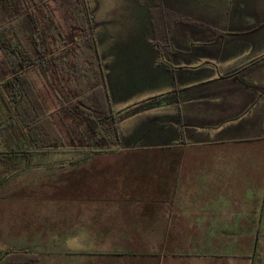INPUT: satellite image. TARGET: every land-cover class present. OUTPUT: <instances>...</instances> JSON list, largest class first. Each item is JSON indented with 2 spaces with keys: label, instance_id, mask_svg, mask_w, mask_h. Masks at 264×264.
<instances>
[{
  "label": "crops",
  "instance_id": "crops-1",
  "mask_svg": "<svg viewBox=\"0 0 264 264\" xmlns=\"http://www.w3.org/2000/svg\"><path fill=\"white\" fill-rule=\"evenodd\" d=\"M209 23V33L223 30ZM197 35L159 51L151 41L147 56L118 47L107 76L113 103L122 102L114 110L129 112L121 145L79 162L52 156L66 158L65 182L48 197L67 214L48 230L90 245L69 256L230 264L250 239H264V32L220 43ZM149 99L164 101L140 108Z\"/></svg>",
  "mask_w": 264,
  "mask_h": 264
},
{
  "label": "trees",
  "instance_id": "trees-1",
  "mask_svg": "<svg viewBox=\"0 0 264 264\" xmlns=\"http://www.w3.org/2000/svg\"><path fill=\"white\" fill-rule=\"evenodd\" d=\"M95 28L89 0H0V164L5 171L47 167L55 154L76 153L79 162L121 145L119 114ZM163 101L149 99L140 108ZM24 253H11L0 264L42 259Z\"/></svg>",
  "mask_w": 264,
  "mask_h": 264
},
{
  "label": "rangeland",
  "instance_id": "rangeland-1",
  "mask_svg": "<svg viewBox=\"0 0 264 264\" xmlns=\"http://www.w3.org/2000/svg\"><path fill=\"white\" fill-rule=\"evenodd\" d=\"M89 3L94 11L100 54L112 81L114 56L121 46L134 47L136 55L147 56L151 41L159 51L169 40L189 41L195 34L203 41L220 43L254 38L264 32V0H89ZM206 21L224 31L209 33L203 26ZM247 26L250 28L244 29ZM186 49L193 51L195 46ZM31 79L41 92L32 74ZM120 103L116 98L115 109L119 110ZM128 117L119 113L124 131ZM47 161V167L26 171L19 168L5 171L0 164V260L5 261L11 253L26 256L24 252H29L42 255L40 262L31 264H68L70 260L88 264L90 259L86 256L68 255V251H88V240L71 239L68 234L48 230L54 218H65L67 209L57 207L48 197L52 184L65 182V175H60L66 158L52 157ZM248 242V248L244 246L238 254H230V264H264V239Z\"/></svg>",
  "mask_w": 264,
  "mask_h": 264
}]
</instances>
